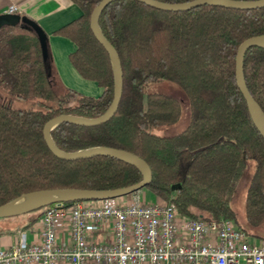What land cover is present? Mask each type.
<instances>
[{"label":"trees","instance_id":"trees-1","mask_svg":"<svg viewBox=\"0 0 264 264\" xmlns=\"http://www.w3.org/2000/svg\"><path fill=\"white\" fill-rule=\"evenodd\" d=\"M71 1L81 14L52 34L72 42L69 63L81 78L100 88L97 97L62 86L52 70L47 45L43 61L30 29L21 24L0 27V90L8 100L28 103L12 107L0 102V204L34 190H109L141 179L140 171L128 162L108 156L60 160L43 142L41 129L48 119L59 114L97 117L112 97L109 58L88 26L91 9L100 0ZM97 25L120 62L122 85L116 111L96 126L56 125L50 130L55 146L65 152L107 146L135 154L150 169V181L143 188L172 201L180 215L191 218L234 221L228 197L250 162L245 212L251 223L260 221L264 139L235 84L234 59L240 42L264 34V7L237 10L201 5L164 11L135 0H114L101 10ZM242 73L264 115V49L246 50ZM160 81L180 87L189 109L186 126L169 136L156 128L174 123L180 104L150 90L152 83ZM173 184H179L174 191ZM38 217L35 214L29 223Z\"/></svg>","mask_w":264,"mask_h":264},{"label":"built area","instance_id":"built-area-1","mask_svg":"<svg viewBox=\"0 0 264 264\" xmlns=\"http://www.w3.org/2000/svg\"><path fill=\"white\" fill-rule=\"evenodd\" d=\"M15 10L10 4L3 13ZM39 220V241L21 233L0 248V264H264V240L255 243L232 219L182 216L172 201L145 203L136 192L119 203H53ZM101 229L108 235L90 241Z\"/></svg>","mask_w":264,"mask_h":264},{"label":"water","instance_id":"water-1","mask_svg":"<svg viewBox=\"0 0 264 264\" xmlns=\"http://www.w3.org/2000/svg\"><path fill=\"white\" fill-rule=\"evenodd\" d=\"M111 1L114 0H100L91 9L88 19L90 32L93 35L94 39L107 53L113 73L112 97L108 107L102 114L94 118H85L70 114H59L57 116H54L44 122L41 129V134L43 142L48 151L60 160L74 161L94 156L113 157L134 165L140 171L141 179L129 186L109 190L52 188L30 191L28 193L20 194L19 196L11 199L8 202L0 204V218L29 213L31 211L58 202L99 201L104 199H115L136 192L149 183L151 174L148 165L143 159L139 158L131 152L107 146H95L72 152H65L57 148L50 137V130L60 123H71L80 126H96L109 120V118H111V116H113L116 111L117 104L121 95L122 85L120 62L115 49L104 38L97 25V17L99 13ZM135 1H138L146 6L164 11H185L201 5H210L237 10H249L264 7V0H190L179 3H164L157 0ZM18 24L24 25L34 33L40 47L42 60L46 61V35L41 30V28L34 21L25 16H20L19 14L15 13H0V27L14 26ZM250 47L264 49V34L250 36L239 43L235 52L234 78L235 84L245 101L251 121L260 136L264 139V115L262 114L258 104L250 96L245 86L242 73L243 56L246 50ZM178 187L179 184H173L170 186V189L174 191Z\"/></svg>","mask_w":264,"mask_h":264},{"label":"crops","instance_id":"crops-1","mask_svg":"<svg viewBox=\"0 0 264 264\" xmlns=\"http://www.w3.org/2000/svg\"><path fill=\"white\" fill-rule=\"evenodd\" d=\"M10 4L16 7L15 14L25 16L34 21L46 35V45L51 58L52 70L64 87L71 88L83 95L97 97L100 88L93 81L85 80L79 76L68 60V54L74 49L72 42L65 37L53 35L57 28L77 18L81 11L71 0H0V13ZM156 196L152 202L156 201ZM127 198H124V200ZM123 201V200H122ZM32 213H26L20 218L17 216L0 218V248H9L14 245L21 233L26 235L28 241L38 242L41 224L39 217L32 224ZM107 229L93 232L90 241H101L108 234ZM58 239L67 241L62 230L58 231Z\"/></svg>","mask_w":264,"mask_h":264},{"label":"rangeland","instance_id":"rangeland-1","mask_svg":"<svg viewBox=\"0 0 264 264\" xmlns=\"http://www.w3.org/2000/svg\"><path fill=\"white\" fill-rule=\"evenodd\" d=\"M150 90L152 92L161 93L176 98L180 104V112L178 119L172 124L157 127L156 130L159 133L168 136L181 131L188 122L189 109L185 95L183 91L180 89V87H178L177 85L171 82L160 81L158 83H152L150 86ZM0 102L10 103L12 107H25L28 104L16 100H8L5 93L2 92L1 90H0ZM251 172H252V164L250 162H247V165L244 167V169L239 174L238 178L235 180V184H234L235 186L233 188L232 193L228 197V203L235 212V219H234L235 223L240 228L245 230L252 237V240L255 243H258L259 241L264 240V217L256 223H251L248 217L246 216V212H245L246 188H247L248 178ZM136 194L145 203L148 202L150 203L153 200H155L154 195L145 188H141L140 190L136 191ZM129 197L130 194L123 197L115 198L114 200L116 203H119L122 200H124V198H129ZM154 202L162 203L164 202V200L157 197L156 201ZM32 214L33 215L39 214L40 216L41 211H39V213L34 212ZM22 215L24 214L17 215V218H20Z\"/></svg>","mask_w":264,"mask_h":264}]
</instances>
